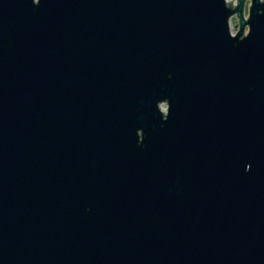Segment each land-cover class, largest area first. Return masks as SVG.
Masks as SVG:
<instances>
[{"label":"water","instance_id":"95a60500","mask_svg":"<svg viewBox=\"0 0 264 264\" xmlns=\"http://www.w3.org/2000/svg\"><path fill=\"white\" fill-rule=\"evenodd\" d=\"M231 1L0 0V264H264V0Z\"/></svg>","mask_w":264,"mask_h":264},{"label":"rangeland","instance_id":"374dc122","mask_svg":"<svg viewBox=\"0 0 264 264\" xmlns=\"http://www.w3.org/2000/svg\"><path fill=\"white\" fill-rule=\"evenodd\" d=\"M231 4L232 5H235L236 4V0H232L231 1ZM248 4H249V0H245L244 1V6H243V16L246 17L247 16V9H248ZM229 28H230V32L231 33H234L237 28H238V19L235 15H232L230 18H229ZM245 30L247 29V27L245 26L244 28ZM161 108L164 109L165 108V104L162 103L161 104Z\"/></svg>","mask_w":264,"mask_h":264}]
</instances>
